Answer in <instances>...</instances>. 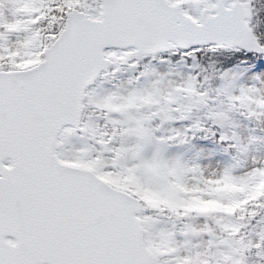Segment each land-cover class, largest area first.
I'll list each match as a JSON object with an SVG mask.
<instances>
[{"label":"snow or ice","instance_id":"6c2138e0","mask_svg":"<svg viewBox=\"0 0 264 264\" xmlns=\"http://www.w3.org/2000/svg\"><path fill=\"white\" fill-rule=\"evenodd\" d=\"M0 264H264V0H0Z\"/></svg>","mask_w":264,"mask_h":264}]
</instances>
